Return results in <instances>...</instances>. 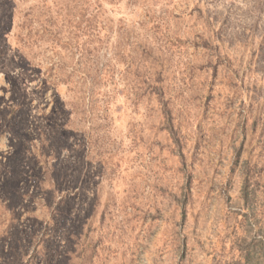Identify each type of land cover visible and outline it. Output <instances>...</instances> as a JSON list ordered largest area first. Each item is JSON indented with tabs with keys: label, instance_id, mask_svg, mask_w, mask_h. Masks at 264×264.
Segmentation results:
<instances>
[{
	"label": "rangeland",
	"instance_id": "1",
	"mask_svg": "<svg viewBox=\"0 0 264 264\" xmlns=\"http://www.w3.org/2000/svg\"><path fill=\"white\" fill-rule=\"evenodd\" d=\"M0 264H264V0H0Z\"/></svg>",
	"mask_w": 264,
	"mask_h": 264
}]
</instances>
